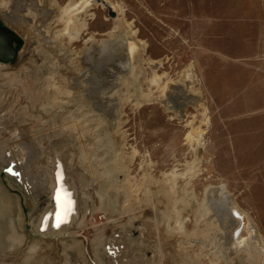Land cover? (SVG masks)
Returning a JSON list of instances; mask_svg holds the SVG:
<instances>
[{"label":"rangeland","instance_id":"374dc122","mask_svg":"<svg viewBox=\"0 0 264 264\" xmlns=\"http://www.w3.org/2000/svg\"><path fill=\"white\" fill-rule=\"evenodd\" d=\"M0 22V264H264V0H0ZM56 165L74 212L42 228Z\"/></svg>","mask_w":264,"mask_h":264},{"label":"bare ground","instance_id":"6f19581e","mask_svg":"<svg viewBox=\"0 0 264 264\" xmlns=\"http://www.w3.org/2000/svg\"><path fill=\"white\" fill-rule=\"evenodd\" d=\"M108 7L111 8L110 5H108ZM14 166H15L14 162H12L11 166L9 165V167H8L9 174L11 176L16 177L19 180H22V182H23V178L20 174L21 173L20 170L15 168ZM55 169H57V171H55V173H54V182H53L54 184H53V189H52L50 199H49L50 209L47 212V215L45 216L44 221L41 223L42 228H45V227L47 228L49 226L51 227V224L53 222L55 228L57 229V228L61 227L63 224H65L66 222L70 221V219H72L73 212H74L75 202L73 199L74 196L72 195L73 190L70 191V188H68L65 185V183H64L65 181H63V172L61 170V167L57 166V167H55ZM26 180H28V179H26ZM26 182L28 184V181H26ZM235 224H236V227H235L236 230L239 231V229L243 228L245 222L242 219H238ZM47 225H49V226H47Z\"/></svg>","mask_w":264,"mask_h":264},{"label":"water","instance_id":"95a60500","mask_svg":"<svg viewBox=\"0 0 264 264\" xmlns=\"http://www.w3.org/2000/svg\"><path fill=\"white\" fill-rule=\"evenodd\" d=\"M13 43H19V39L17 38L16 34L6 26H3L0 22V62L14 60L16 48L13 47ZM6 172H8V169H6ZM45 216L43 217V221ZM51 226L55 228L53 222Z\"/></svg>","mask_w":264,"mask_h":264}]
</instances>
